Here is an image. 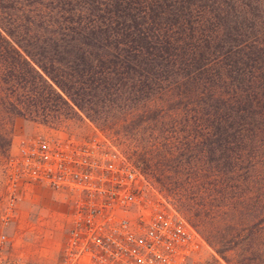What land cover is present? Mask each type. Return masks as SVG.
Wrapping results in <instances>:
<instances>
[{
	"label": "trees",
	"instance_id": "obj_1",
	"mask_svg": "<svg viewBox=\"0 0 264 264\" xmlns=\"http://www.w3.org/2000/svg\"><path fill=\"white\" fill-rule=\"evenodd\" d=\"M124 104L144 126L192 136L178 141L229 179L244 169L264 182V0H0L5 158L16 116L42 109L49 121L77 107L97 118ZM257 218L248 241L264 252Z\"/></svg>",
	"mask_w": 264,
	"mask_h": 264
},
{
	"label": "rangeland",
	"instance_id": "obj_2",
	"mask_svg": "<svg viewBox=\"0 0 264 264\" xmlns=\"http://www.w3.org/2000/svg\"><path fill=\"white\" fill-rule=\"evenodd\" d=\"M111 106H98L97 118L77 107L49 121L42 109L35 119L15 117L8 158L0 153V264H63L69 226L68 197L15 177L11 159L18 143L37 134L85 137L96 128L143 172L146 197L171 203L202 235L203 247L182 264H264L257 237L248 241L264 214V182L245 180L244 169L240 180H231L206 150L178 141L189 143V134L144 126L142 112L129 104ZM212 213L219 217L202 222L200 214Z\"/></svg>",
	"mask_w": 264,
	"mask_h": 264
},
{
	"label": "built area",
	"instance_id": "obj_3",
	"mask_svg": "<svg viewBox=\"0 0 264 264\" xmlns=\"http://www.w3.org/2000/svg\"><path fill=\"white\" fill-rule=\"evenodd\" d=\"M11 164L16 178L68 197L63 264H182L205 244L175 206L146 197L143 172L97 128L30 136Z\"/></svg>",
	"mask_w": 264,
	"mask_h": 264
}]
</instances>
